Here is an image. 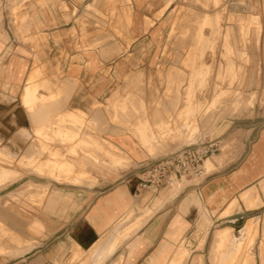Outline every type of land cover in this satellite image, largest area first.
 Segmentation results:
<instances>
[{
    "label": "crops",
    "instance_id": "0c3cea01",
    "mask_svg": "<svg viewBox=\"0 0 264 264\" xmlns=\"http://www.w3.org/2000/svg\"><path fill=\"white\" fill-rule=\"evenodd\" d=\"M26 1L0 0V118L5 120V125L0 124V149L6 148L9 153V160L0 158V162L11 164L14 158L20 157L17 163L24 167V171H27L25 173L61 180L73 186L59 189L53 197H47L37 214L24 210V215L18 216L15 207L7 210L0 206V264H108L119 246L130 238L132 239L127 243L125 256L120 255L117 259L120 264H137L150 251L152 254L148 263L156 264L171 261L176 251L172 244L177 243L182 234L192 227L204 230L203 237L206 238L208 229L214 223L229 224L216 229V233L228 228L239 231L252 220L256 223L257 237L253 236L254 254H248V259L253 264H264V126L250 125L248 128L237 129L228 137L232 136L236 141L227 138L230 148L218 153L215 162L209 160L208 174L204 171L197 181L189 182L183 188L178 186L162 192L151 207L139 213L138 208L142 206L147 193L158 195L173 184L140 191L137 188L136 174L111 187L94 185L95 179L85 175V170L91 168L105 170L106 174L116 176L119 170L128 169V166L136 164L141 158L134 151L129 135L113 133L115 123L112 111L109 115L114 124L101 128L106 123L104 114L89 107L86 95L76 93L78 86L83 85L86 72L84 68L86 65L90 68L95 61L93 56L77 54L74 61L71 60L72 57L67 60L61 56L63 52H74L62 39L76 28L75 11L78 9L74 5L85 0L69 2L67 14L53 13L51 4L54 0H39L41 7L33 15V19L48 27L42 33L48 36V40L46 44L35 46L23 44L17 38L16 30L25 25L22 19L20 26L17 24L16 21L20 18L18 12ZM119 1L130 4V11H126L131 19L127 37L132 42L124 48L139 56L144 48L134 44L146 36V31L148 35H159L157 22L165 17L176 0ZM108 2L109 0H90L86 7L88 11L102 14ZM67 9L66 7L65 10ZM174 9L175 7L172 10ZM252 19L256 22L258 17L252 16ZM254 28V45L257 47L260 25L259 28L257 25ZM248 43L247 39L243 45L244 50L237 51L244 54L246 61L250 59L245 50ZM90 51L86 50L84 54H90ZM120 51L119 46L109 44L91 54H109L104 61L112 66L115 58L113 53ZM98 59L101 62L99 56ZM128 59V56H121L119 61L126 63ZM227 66L233 69L231 61ZM36 72L43 74L38 81L35 79ZM59 72L67 76L63 75L66 80L63 77L57 81L56 94H42L41 90L48 89L49 82L46 79L49 75ZM251 77L253 74H250L249 81L252 80ZM199 84L203 85L205 81L201 78ZM20 91L19 104L15 96ZM59 93L60 96L56 98ZM223 94H217V101ZM238 95L239 93H233L231 105L226 107L230 114L253 108L254 93L246 101H241ZM170 101H175V98ZM68 102L74 106L71 108L76 109L75 106H78L83 110L66 111L60 115L59 111ZM222 113L218 111L216 115L209 116V122L202 129L204 135L211 133ZM89 114L100 131L108 133L103 143L94 142L95 148H91V153L84 150L90 140L84 135L85 118ZM26 121L29 122L31 131L25 126ZM52 145H68L67 153L79 156V159L72 160L71 164L57 162L54 158L59 152ZM217 146L219 151V144ZM120 149H125L130 155L114 157ZM28 150L30 153H27ZM145 152L153 157L146 149ZM44 153H48L51 158L39 160L38 157ZM82 153L84 155L80 156ZM158 153L161 152L155 155ZM8 171L10 179L7 187L22 179L25 174L24 171ZM87 183L89 186H81ZM46 187L30 179L18 190L9 192L8 196L15 199L32 189ZM5 188L0 186V191ZM175 190L178 191L174 192ZM202 242L204 245L205 239ZM133 253L134 256L129 258ZM197 260L202 261V258L198 257ZM112 262L113 260L110 264Z\"/></svg>",
    "mask_w": 264,
    "mask_h": 264
},
{
    "label": "rangeland",
    "instance_id": "374dc122",
    "mask_svg": "<svg viewBox=\"0 0 264 264\" xmlns=\"http://www.w3.org/2000/svg\"><path fill=\"white\" fill-rule=\"evenodd\" d=\"M72 1L54 0L51 10L53 13L67 14L70 8L68 3ZM89 1L85 0L79 5H74L78 9L75 11L77 13L74 21L76 28L69 36L64 37L63 41H57L72 47L75 53L63 52L61 56L67 60L72 57V61L76 59L74 56L77 54L93 56L95 60L92 62L93 65H90V68H88L89 65L83 67L86 70L83 85L78 86L76 93H80L81 96L86 95L85 98L89 99V101L86 100L89 107L104 114L106 123L101 128L110 127L115 123L113 133L129 135L134 151L141 155L136 164L128 166V169L119 170L116 176L106 174L105 170L87 168L85 175L95 179L94 185L111 187L123 179L132 177L133 174H136V177L140 176L145 166L156 159L193 146L181 144L187 139H192L193 136L198 137L196 145L220 141L218 143L220 150L207 156L215 162L218 153H223L230 148L227 143L230 134L233 135L232 133L237 129L248 128L250 125L264 126V0H176L165 17L157 22L159 35L155 36L152 33L148 35L146 31V36L134 44L144 48V52L139 56L130 52V49L124 48L132 42L129 40L130 37H127L131 19L126 15V11L127 9L130 11V4L119 0H109L105 11L101 14L87 10L86 3ZM40 7L39 0H27L19 8L18 17L20 18L16 22L20 26L23 20L25 25L16 32L18 40L23 44L35 46L47 43L48 36L42 33L48 27L40 22L36 23L33 19V15ZM66 7L67 10H65ZM174 7L175 9L172 10ZM252 16L258 17L256 22ZM255 25L258 28L260 25L257 47L254 45ZM247 39L249 43L246 44L245 50L250 57L249 61H246L244 54L237 53L244 50L243 45ZM109 44H115L121 48L119 53H113L115 58L112 66L110 63L105 64L104 61L109 54H91L92 51L101 50L103 45ZM86 50H91L90 54H84ZM35 54L38 55V53ZM98 56L101 62L98 61ZM121 56H128V62L119 61ZM230 61L233 69L227 66ZM37 72L35 79L38 81L43 74ZM250 74H253V77L249 81ZM63 75L67 76L62 72L49 75L46 79L49 82L48 89L40 92L44 95L56 94L57 81L63 79ZM201 78L205 81L203 85L199 84ZM220 93L224 94L217 101V94ZM233 93H239L241 101H246L254 93L253 108L243 109L233 114L227 112L226 107L229 108L231 105ZM59 96L60 93L56 98ZM173 97L175 101H170ZM15 99L17 103H21V91L16 94ZM71 107L74 106L68 102L59 114L83 110L82 107L75 106L76 109ZM111 111L114 123L109 115ZM218 111L223 112L222 115L215 122L211 133L204 135L202 129L209 122V116L216 115ZM91 118L90 114L85 118L84 128V135L90 139L89 144L84 148L88 153L92 152V147L95 148L94 142L101 144L108 135L107 132L100 131V127ZM0 124L5 125V120L0 118ZM25 126L31 131L28 121L25 122ZM228 139L236 141L232 136ZM143 147L153 157L148 156ZM52 148L58 150L59 155L54 159L61 164H71L72 160L79 159V156L67 153L68 145H52ZM120 150V152L116 151L114 157L127 156L128 152L125 149ZM157 152L161 153L155 155ZM27 153H30V150ZM83 155L82 153L80 156ZM0 158L9 160L6 148L0 149ZM48 158H51L48 153L38 157L41 161ZM19 159L20 157L14 158L11 164L0 162L2 163L0 164L1 188L7 187L9 183L7 181L10 179L9 169L24 171V167L17 163ZM30 179L47 186L46 189H32L15 199L8 196L9 192L18 190ZM188 181L193 182L197 179ZM186 185L187 183H184L180 187L183 188ZM72 186L73 184L61 180L41 178L28 172L22 179L0 191V206H4L7 210L15 207L18 216L24 215V210L37 214L47 197L51 198L59 189H69ZM81 186H89V184H81ZM170 188L172 186L162 190L158 195L147 193L138 212L151 207L161 193ZM56 206L57 204L54 207L55 210ZM225 225L229 224L214 223L208 229L206 238L203 237L204 230L199 227L190 228L182 234L178 241L180 244L178 242L172 244L176 251L171 261L165 260L156 264L177 262L212 264L210 260L212 243L208 261L209 245L212 237L214 238L217 233H214L215 230ZM245 232L243 229L239 231L230 229L229 236L226 237L227 242L219 252L222 261L225 257L224 264H253L248 256L250 253L254 254L255 245H252V242L253 236L257 237V234L255 229ZM131 239L119 246L112 258V264L121 263L117 259L120 255L125 256L127 243ZM262 243L264 247V240ZM151 254L152 251L145 254L137 264H149L148 259ZM132 256L134 253L130 254L129 258ZM198 257H201L202 261L197 260ZM112 260L107 263L110 264Z\"/></svg>",
    "mask_w": 264,
    "mask_h": 264
},
{
    "label": "built area",
    "instance_id": "2783aa9c",
    "mask_svg": "<svg viewBox=\"0 0 264 264\" xmlns=\"http://www.w3.org/2000/svg\"><path fill=\"white\" fill-rule=\"evenodd\" d=\"M217 149V143L205 142L156 159L145 166L140 176L137 175L138 189H158L181 179L194 180L201 177L204 173L201 168L203 160Z\"/></svg>",
    "mask_w": 264,
    "mask_h": 264
},
{
    "label": "bare ground",
    "instance_id": "6f19581e",
    "mask_svg": "<svg viewBox=\"0 0 264 264\" xmlns=\"http://www.w3.org/2000/svg\"><path fill=\"white\" fill-rule=\"evenodd\" d=\"M211 21V20H210ZM212 28V27H211ZM110 130V129H109ZM202 136V135H201ZM198 137L193 136L192 139H187L184 143H181L183 145H196V141H197ZM210 158H206L205 160H203L202 163V168L205 171L206 174H208V169H207V165L209 162ZM11 175V174H10ZM9 180V179H8ZM7 180V181H8ZM182 182H185L187 184H189L190 181L188 180H184L181 179L180 181L176 182L175 184L172 185V188H177L178 186L182 185ZM204 215V214H203ZM124 219V218H123ZM207 219V218H206ZM209 219V217H208ZM210 220V219H209ZM207 221V220H206ZM208 223V222H207ZM247 224V223H246ZM255 229L256 230V223L249 222L244 228L243 230L248 232L249 230ZM245 232V233H246ZM230 233V229H223L220 231H217V233L215 234L214 238H213V242H212V247H211V255H210V260L212 264H224V260L225 257L222 261L221 257L219 256V252L221 250V248L224 246V244L227 242V235ZM128 235V233H127ZM126 236V235H125ZM229 236V235H228ZM234 247V246H233ZM111 249V248H110ZM233 250V249H232ZM231 250V252H232ZM236 250V249H235ZM234 251V250H233ZM187 252V251H186ZM110 254V253H109ZM226 261V260H225ZM226 263V262H225ZM175 264H181L180 262H177Z\"/></svg>",
    "mask_w": 264,
    "mask_h": 264
}]
</instances>
